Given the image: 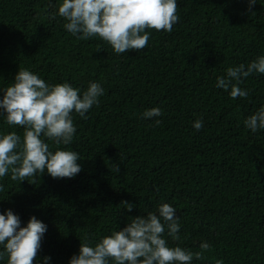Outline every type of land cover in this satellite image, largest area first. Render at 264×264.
<instances>
[{
  "label": "trees",
  "instance_id": "16d2710c",
  "mask_svg": "<svg viewBox=\"0 0 264 264\" xmlns=\"http://www.w3.org/2000/svg\"><path fill=\"white\" fill-rule=\"evenodd\" d=\"M61 2L0 0V98L19 69L81 94L90 82L104 89L87 119L73 113V142L59 146L79 153L78 175L0 179V213L11 209L21 226L32 216L47 225L34 264H69L86 235L94 244L162 203L179 217L180 240L165 233L169 246H211L192 264H264V129L244 125L264 107V74L239 84L247 98L216 87L228 67L264 55V0H177L172 32L149 30L146 48L123 54L69 33ZM153 107L162 115L143 118ZM11 131L22 137L24 129L0 109V133ZM122 201L134 205L130 212Z\"/></svg>",
  "mask_w": 264,
  "mask_h": 264
},
{
  "label": "clouds",
  "instance_id": "9594fccd",
  "mask_svg": "<svg viewBox=\"0 0 264 264\" xmlns=\"http://www.w3.org/2000/svg\"><path fill=\"white\" fill-rule=\"evenodd\" d=\"M248 3L251 7L257 0ZM177 8V0H62L57 14L66 21L63 27L77 39L98 37L116 54H123L146 48L149 30L172 32L179 20ZM253 73L264 74V55L247 66L228 67L226 76L217 77L216 87L230 89L232 99L247 98L248 92L239 84ZM3 92L0 109L6 113L7 124L24 131L22 137L15 131L0 133V179L10 174L12 181L21 182L45 171L53 179L78 175L82 170L79 153L59 146L73 142L77 131L73 113L87 119L86 113L93 105H99V97L104 94L101 84L90 82L81 94L70 83L49 84L37 74L19 69ZM161 115L158 107L142 114L145 119ZM160 123L155 120L157 126ZM244 125L253 133L264 129V107L249 115ZM193 127L202 129L203 120H195ZM46 140L54 143L55 151ZM115 170L118 172L119 168ZM0 191H4L3 184ZM121 203L129 212L134 206L127 201ZM176 212L170 204L162 203L155 212L130 217L125 227L94 244L86 235L69 264H192L194 258L204 259L203 253L211 250L207 242H201L197 252L169 246L165 233L173 241L180 240ZM46 231L47 225L35 216L21 226L19 216L11 209L0 213V260L6 257V264H34ZM49 259L44 258L45 262ZM216 264L223 261L217 260Z\"/></svg>",
  "mask_w": 264,
  "mask_h": 264
}]
</instances>
